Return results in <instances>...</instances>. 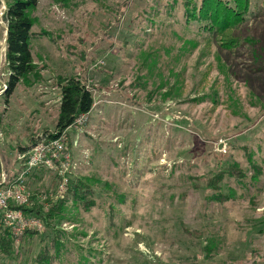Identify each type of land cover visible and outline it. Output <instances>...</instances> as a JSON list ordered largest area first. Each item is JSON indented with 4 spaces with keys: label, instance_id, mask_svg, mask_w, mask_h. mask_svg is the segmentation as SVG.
Masks as SVG:
<instances>
[{
    "label": "rangeland",
    "instance_id": "rangeland-1",
    "mask_svg": "<svg viewBox=\"0 0 264 264\" xmlns=\"http://www.w3.org/2000/svg\"><path fill=\"white\" fill-rule=\"evenodd\" d=\"M202 3L38 0L37 68L0 94V155L54 133L58 83L78 77L91 110L64 131L58 173L25 184L50 192L45 211L81 181L90 205L68 197L52 229L9 233L0 264H264V0H246L228 46Z\"/></svg>",
    "mask_w": 264,
    "mask_h": 264
},
{
    "label": "trees",
    "instance_id": "trees-1",
    "mask_svg": "<svg viewBox=\"0 0 264 264\" xmlns=\"http://www.w3.org/2000/svg\"><path fill=\"white\" fill-rule=\"evenodd\" d=\"M202 14L208 18L210 23H206L204 28L212 29L217 27L221 44L228 46L231 42L230 33L234 25L240 22L245 11L246 0H201ZM38 0H5L6 11L5 20L7 23L5 66L8 71L6 88L1 95L5 103L13 93L17 85L27 80L28 76L36 72V63L33 60L30 39L31 28L34 19L30 14ZM58 83L61 96L58 107V115L55 122L54 133H50L48 138L58 137L65 129L71 126L81 115L87 114L92 107L93 98L90 90L78 77H66ZM217 183L216 180H214ZM68 189L64 198L57 203H53L47 210L37 204V206L23 208L27 214L38 216L47 228H53L54 221L60 220V212L64 203L69 198L73 202H79L83 208L90 205L87 185L81 181L69 180ZM0 248L9 252L12 248V238L5 229L0 231ZM30 231H27L29 233ZM30 233H33L31 231ZM57 240V239H55ZM50 264V256L40 255L39 263Z\"/></svg>",
    "mask_w": 264,
    "mask_h": 264
},
{
    "label": "built area",
    "instance_id": "built-area-1",
    "mask_svg": "<svg viewBox=\"0 0 264 264\" xmlns=\"http://www.w3.org/2000/svg\"><path fill=\"white\" fill-rule=\"evenodd\" d=\"M5 11V0H0V29H2L4 35L0 44V69L5 63V36L7 29L4 17ZM5 88V84L0 85V94ZM64 131L58 137L42 138L32 145L30 149L16 152L7 167L4 166L0 155V230H7L14 238L19 239L23 232L27 230L41 232L44 229L43 221L35 215L25 213L22 207H32L36 201L42 208H47L46 200L48 199H43L50 192L42 190L38 194L33 195L26 187V175L31 170L40 168H47L58 173L57 168L60 166L61 158L64 156ZM2 139L3 134L0 131V143ZM14 165H21L18 173L11 171ZM65 183L66 179H63L57 186L56 196H59L60 193L63 194Z\"/></svg>",
    "mask_w": 264,
    "mask_h": 264
},
{
    "label": "water",
    "instance_id": "water-1",
    "mask_svg": "<svg viewBox=\"0 0 264 264\" xmlns=\"http://www.w3.org/2000/svg\"><path fill=\"white\" fill-rule=\"evenodd\" d=\"M6 35H7V29H6ZM5 43H6V36H5Z\"/></svg>",
    "mask_w": 264,
    "mask_h": 264
}]
</instances>
